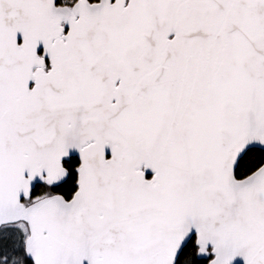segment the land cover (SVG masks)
Instances as JSON below:
<instances>
[{"label":"snow or ice","instance_id":"6c2138e0","mask_svg":"<svg viewBox=\"0 0 264 264\" xmlns=\"http://www.w3.org/2000/svg\"><path fill=\"white\" fill-rule=\"evenodd\" d=\"M0 264H264V0H0Z\"/></svg>","mask_w":264,"mask_h":264}]
</instances>
